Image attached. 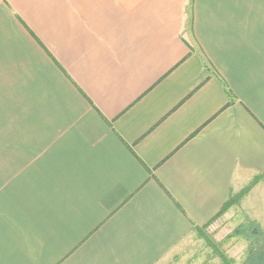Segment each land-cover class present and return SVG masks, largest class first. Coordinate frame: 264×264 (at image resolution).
<instances>
[{
    "label": "crops",
    "instance_id": "1",
    "mask_svg": "<svg viewBox=\"0 0 264 264\" xmlns=\"http://www.w3.org/2000/svg\"><path fill=\"white\" fill-rule=\"evenodd\" d=\"M247 211L264 0H0V264H162Z\"/></svg>",
    "mask_w": 264,
    "mask_h": 264
},
{
    "label": "rangeland",
    "instance_id": "2",
    "mask_svg": "<svg viewBox=\"0 0 264 264\" xmlns=\"http://www.w3.org/2000/svg\"><path fill=\"white\" fill-rule=\"evenodd\" d=\"M264 221L245 212L236 220L217 218L192 231L162 264H264Z\"/></svg>",
    "mask_w": 264,
    "mask_h": 264
}]
</instances>
